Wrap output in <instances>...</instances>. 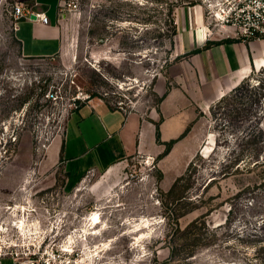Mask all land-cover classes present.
<instances>
[{
	"label": "rangeland",
	"instance_id": "374dc122",
	"mask_svg": "<svg viewBox=\"0 0 264 264\" xmlns=\"http://www.w3.org/2000/svg\"><path fill=\"white\" fill-rule=\"evenodd\" d=\"M36 1L51 2L49 18L58 9L55 0ZM171 1L62 0L63 52L29 59L11 13L34 0H0V151L8 150L0 159V206L18 195L23 211L6 215L4 227L23 220L27 232L0 235L20 252L43 244L64 264H264V165L253 167L264 158V89L246 87L197 119H170L166 131L175 139L190 131L164 169L157 158L132 156L114 172L90 170L68 184L53 158L68 116L91 96L126 112L157 107V79L179 62L173 27L187 12L201 9L212 33L234 40L254 7V0H186L193 5L175 9L172 22ZM236 157L251 169L235 172ZM94 212L101 223L93 230Z\"/></svg>",
	"mask_w": 264,
	"mask_h": 264
},
{
	"label": "crops",
	"instance_id": "0c3cea01",
	"mask_svg": "<svg viewBox=\"0 0 264 264\" xmlns=\"http://www.w3.org/2000/svg\"><path fill=\"white\" fill-rule=\"evenodd\" d=\"M61 1L55 0L58 9L49 24L26 18L18 23L15 37L24 58H51L63 52ZM50 4L34 0L33 8L49 17ZM209 28L201 9L187 12V18L178 21L175 51L183 57L169 68L168 77L157 79V96L166 94L168 82L171 89L149 113L125 112L103 99H89L70 113L62 137L53 143V158L64 165L68 184L90 170L114 172L132 156L156 160L165 146L157 142L155 123L160 122L162 142L177 138L174 132L166 131L170 119H197L199 113L209 114L221 98L264 67V39L231 40L218 31L210 36ZM185 141L178 142L160 161L161 168ZM183 152L187 162V146L184 150L183 145Z\"/></svg>",
	"mask_w": 264,
	"mask_h": 264
},
{
	"label": "built area",
	"instance_id": "2783aa9c",
	"mask_svg": "<svg viewBox=\"0 0 264 264\" xmlns=\"http://www.w3.org/2000/svg\"><path fill=\"white\" fill-rule=\"evenodd\" d=\"M72 7V4L69 5ZM242 4L238 5V8H241ZM253 10L250 13L248 19L244 22L239 24V37L244 40H253V39H261L264 37V0H254L253 1ZM36 7V6H35ZM61 4L59 6V20L61 21L62 14L60 10ZM237 8V9H238ZM12 17L15 20V30L17 29L18 23L26 18L31 19V16H35L36 19L42 24H49L50 19L47 14L43 11H36L33 7L32 8H23L19 5L13 7L12 9ZM212 31L209 29L208 35L211 36ZM89 100V99H88ZM117 107L119 109L125 111L123 104L118 103ZM77 108V106H76ZM126 112V111H125ZM3 138V137H2ZM13 137V142L16 141V138ZM8 150H4V152L0 151V159L3 155L7 154ZM2 166L0 165V175L2 174ZM18 194V193H17ZM23 202L29 203V200L32 201L31 196L22 197ZM18 201V195L12 198L11 202L4 207L0 206V234L14 233V230L20 231V229L14 224L15 222L12 221V225L10 227H4L5 220L9 219L10 216H13L16 202ZM30 204V203H29ZM22 210V209H21ZM8 215L9 217H7ZM4 230H1L3 229ZM21 232V231H20ZM43 245V244H42ZM39 246L36 244L28 245L24 249V253L20 252L17 248L18 244L14 242H6L0 235V264H3L4 259H11L14 264H64V258L54 251V249L50 250L49 247L42 248L43 246ZM63 259V260H62Z\"/></svg>",
	"mask_w": 264,
	"mask_h": 264
},
{
	"label": "trees",
	"instance_id": "16d2710c",
	"mask_svg": "<svg viewBox=\"0 0 264 264\" xmlns=\"http://www.w3.org/2000/svg\"><path fill=\"white\" fill-rule=\"evenodd\" d=\"M186 0H172L171 1V3H169L168 4V9H169V15H172V22H175V17L173 16V14H174V11H175V9H177V8H181V7H183V6H191V5H193V3H191L190 5H187V4H185L184 2H185ZM174 30L172 31L173 32V36H176L177 35V32H178V27H177V24L175 23V25H174ZM171 43H172V45H173V40H171ZM20 44V43H19ZM20 46H21V44H20ZM182 57L183 56H178L176 59H175V61H180L181 59H182ZM256 72L257 71H254L249 77H247V78H245L236 88H234L229 94H227L226 96H224L223 98H221L218 102H217V104L216 105H219V104H221V103H223V102H225L226 100H228V99H230V98H232L233 96H235V95H237V93H240L244 88H246V87H248L249 89H252V92L253 91H258V90H261V89H264V81H263V77H264V67H262V69L260 70V73H261V76L259 77L258 76V79L256 78V80H255V78H253L254 76H256ZM157 77L158 76H155L154 78L155 79H157ZM165 77H168V74H165ZM252 81H254V82H252ZM255 81H256V83H255ZM170 89H171V85H170V83L168 82V85H167V92H166V94L165 95H163L162 97H159V96H157V98H158V101H157V107L160 105V103L165 99V97H166V95L168 94V92L170 91ZM94 97H96V95L95 96H91L90 97V99H92V98H94ZM105 100V99H104ZM107 101V100H106ZM108 102V101H107ZM253 103L256 105V104H258V103H261V99H259V98H257V96H254V98H253ZM113 106V105H112ZM113 107H115V108H119V107H117V105L116 106H113ZM213 109V108H212ZM163 119H161L160 121H162ZM155 126H156V136H157V142H158V144H161V145H164L165 146V149H164V151L157 157V160H162V159H164L170 152H171V150H172V148H173V146L178 142V141H180L181 139H183L188 133H189V131H190V128H187L186 130H185V132L178 138V139H173V140H171V141H169V142H162L161 141V131H160V122H157V123H155ZM198 157V155L196 156V158ZM231 160V159H230ZM193 163H194V161L190 164V166L188 167V169H187V171H186V173L183 175V176H181V177H179V178H177L176 179V181H175V183L173 184V186H172V188H171V190L169 191V195H172L174 192H175V190H176V188L178 187V185H179V183L181 182V181H183L185 178H186V175L188 174V172H189V170H190V168L193 166ZM232 163L234 164V169H235V172H239V170L241 171V170H244V169H246L248 166H249V163H248V161H246V159H243V158H239V157H236V158H234V161H232ZM242 164H245L244 166H242ZM261 165H264V158H263V160H262V162H258L257 161V163L256 164H254V168L255 167H259V166H261ZM249 168V167H248ZM251 168H249V170H250ZM248 170V169H247ZM228 174L229 173H224V176H228ZM163 177V175H161V178ZM185 196L184 195H181L180 197H179V200H182L183 198H184ZM262 223V224H261ZM197 224H198V222L196 221V222H194V223H192V224H190L189 225V227L187 228V229H189V228H191L190 226H192V227H194V226H197ZM258 225H261L262 227H264V221H262V222H259V224ZM252 236L254 235V234H251ZM256 235V234H255Z\"/></svg>",
	"mask_w": 264,
	"mask_h": 264
},
{
	"label": "bare ground",
	"instance_id": "6f19581e",
	"mask_svg": "<svg viewBox=\"0 0 264 264\" xmlns=\"http://www.w3.org/2000/svg\"><path fill=\"white\" fill-rule=\"evenodd\" d=\"M23 208H24V207H21L20 209H17V210H20V211H21V209H22V211H23ZM17 210H16V207H15V211H14L13 216H15V213H16ZM88 221H89L90 225L93 226V227H91V228H92L93 230L96 229V228L98 227V225L101 223V217H100V214L97 213V212L91 213V214L89 215V219H88ZM14 222H15L14 224H15L18 228H20V230L22 231L23 235H27V234H26L27 232L24 231V230H25V227H24L25 223H24V221H23V220H20V222H17V221H14ZM91 228H90V229H91ZM90 229L85 230V233H87ZM1 230H4V228L1 229ZM36 230H37V228H36ZM29 233H30V232H29ZM31 233H32V232H31ZM87 234H88V233H87ZM71 240H72V238H71Z\"/></svg>",
	"mask_w": 264,
	"mask_h": 264
},
{
	"label": "water",
	"instance_id": "95a60500",
	"mask_svg": "<svg viewBox=\"0 0 264 264\" xmlns=\"http://www.w3.org/2000/svg\"><path fill=\"white\" fill-rule=\"evenodd\" d=\"M31 19H32V20H35V19H36V17H35V16H31Z\"/></svg>",
	"mask_w": 264,
	"mask_h": 264
}]
</instances>
